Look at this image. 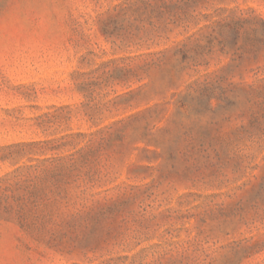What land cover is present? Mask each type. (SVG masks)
Instances as JSON below:
<instances>
[{"label":"rangeland","instance_id":"rangeland-1","mask_svg":"<svg viewBox=\"0 0 264 264\" xmlns=\"http://www.w3.org/2000/svg\"><path fill=\"white\" fill-rule=\"evenodd\" d=\"M0 264H264V0H0Z\"/></svg>","mask_w":264,"mask_h":264}]
</instances>
